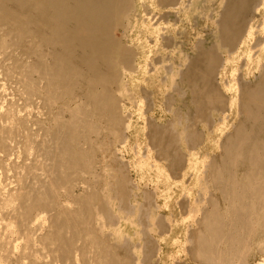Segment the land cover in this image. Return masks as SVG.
Listing matches in <instances>:
<instances>
[{
  "label": "bare ground",
  "instance_id": "bare-ground-1",
  "mask_svg": "<svg viewBox=\"0 0 264 264\" xmlns=\"http://www.w3.org/2000/svg\"><path fill=\"white\" fill-rule=\"evenodd\" d=\"M258 255L264 0H0V264Z\"/></svg>",
  "mask_w": 264,
  "mask_h": 264
},
{
  "label": "rangeland",
  "instance_id": "rangeland-1",
  "mask_svg": "<svg viewBox=\"0 0 264 264\" xmlns=\"http://www.w3.org/2000/svg\"><path fill=\"white\" fill-rule=\"evenodd\" d=\"M163 15V14H162ZM202 24V26H201V30H202V33L203 34H201L203 37H204V39H206V40H208V41H211L210 39V37L212 36V31L214 30V26L212 27L213 28V30H212V28L210 29V28H206V26H205V24L204 23H201ZM203 24H204V27H203ZM139 26H137L135 29H134V32H133V38L136 40V42L138 41V40H140L143 44H147V41H146V39H147V37L149 36H147V33H146V31L144 32V30L143 29H141L142 28V25H141V23H139L138 24ZM194 25V27L196 26V23L194 22V24L192 23V26ZM203 29L207 32H205V31H203ZM209 30H212V31H209ZM142 32V33H141ZM136 33V34H135ZM206 35V36H205ZM193 38H195V32H193ZM141 37V38H140ZM197 39V40H196ZM196 39H194L195 40V42H197L198 41V38H196ZM156 53V55L154 56V57H152L153 59L152 60H158L159 58H160V56H158V54H157V52H155ZM160 55V54H159ZM135 109V108H134ZM134 109H131V111L133 112V113H135L136 112V109L134 110ZM137 115V114H136ZM134 136H132V138H131V144H133L134 143ZM144 141H147L148 142V139L146 140H144ZM125 157H126V159L128 160V161H132L133 160V154H132V152L130 151V149H128V152H126L125 153ZM133 177L135 178V179H138L139 180V178H138V174L137 173H133ZM148 187H149V189H151L152 190V188H153V186L152 185H149V186H146L145 188L146 189H148ZM261 255H258V257L256 256L255 258H253L251 261H250V264H264V257H262ZM262 262V263H261Z\"/></svg>",
  "mask_w": 264,
  "mask_h": 264
}]
</instances>
